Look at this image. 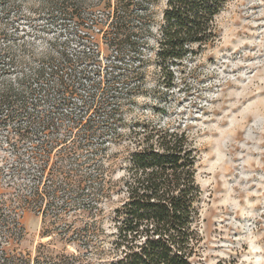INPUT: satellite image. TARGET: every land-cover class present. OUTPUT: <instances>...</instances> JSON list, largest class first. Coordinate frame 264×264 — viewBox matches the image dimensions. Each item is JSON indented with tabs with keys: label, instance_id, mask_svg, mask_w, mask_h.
I'll return each mask as SVG.
<instances>
[{
	"label": "rangeland",
	"instance_id": "rangeland-1",
	"mask_svg": "<svg viewBox=\"0 0 264 264\" xmlns=\"http://www.w3.org/2000/svg\"><path fill=\"white\" fill-rule=\"evenodd\" d=\"M108 2L114 6V0H0V94L28 102L41 98L38 94L31 99L29 91L36 85L32 74L38 64L53 56L76 58L94 51L90 59H82L68 70L63 79L66 90H52L37 110L29 106V112L62 118L61 129L35 136L32 132L38 126L29 123L27 114H19L7 124L0 122V193L2 200L12 199L4 203L9 207L3 206L0 214L8 217L9 225L17 222L9 233L0 223V244L5 234L11 239L10 261L0 252V264H13L12 260L34 264L41 244L47 254L66 251L80 255L81 264H105L114 255L107 244L102 246L104 254L92 255L89 246L73 240L77 233L70 232L66 240L43 233L62 231L72 223L77 227L86 219L98 221L99 230L108 235L112 210L125 195L102 201L92 218L71 208L62 228L48 220L43 224L45 201L27 204L24 211L16 206L20 196L48 185L55 205L48 209L47 217L54 222L57 208L71 198L66 191L54 195L60 179L50 177L51 170L62 165L67 170L74 167V159L61 157L60 146L63 141L71 145L73 135L79 133L76 127L70 131L71 117L100 126L112 117H121L125 126L118 131L125 137L131 136L130 128L137 122L187 130L198 149L196 179L202 191L197 221L200 242L192 259L198 264H264V0H230L216 19L219 38L174 67L172 79L153 61L149 47L143 68L130 74L138 62L128 58L122 68H112L115 52L97 51L96 42H90L98 29L90 39L79 37L86 32L78 28L73 9L91 23V7H104ZM165 7L166 0H153L150 5L153 34L149 46H156V25ZM96 13L101 16L103 12ZM103 135L93 140V148L109 137ZM42 139L49 141L45 152L33 147ZM125 146L124 142L112 144L107 151L100 145L103 149L98 154L121 156ZM31 150L42 153L38 164L30 161ZM90 155L84 151L81 160ZM41 165H45V175H41ZM84 170L90 172L87 166ZM117 172L116 178L124 173ZM80 203L70 200L73 206Z\"/></svg>",
	"mask_w": 264,
	"mask_h": 264
},
{
	"label": "trees",
	"instance_id": "trees-1",
	"mask_svg": "<svg viewBox=\"0 0 264 264\" xmlns=\"http://www.w3.org/2000/svg\"><path fill=\"white\" fill-rule=\"evenodd\" d=\"M229 1L166 0L162 18L156 25L154 47L148 45L149 37L153 34L149 12L153 0H114L113 7L111 2L100 8L92 6L89 11L91 23L76 9H73L72 17L77 19L78 28L86 32L79 35L81 38H89L98 29L94 40L89 38L90 42H96L97 51L104 49L107 53L115 52L112 68H122L121 64H127L130 58L133 62H138L130 74H138L147 61L145 49L149 47L154 55L153 61L161 71H168L172 79L174 67L188 57L198 55L219 38L216 19ZM97 10L103 12L101 16L96 13ZM91 54L87 52L76 58L67 54L62 57L53 56L38 64L32 74L33 83L36 85H31L29 91L31 99L38 94H42V97L28 102L22 99L13 100L7 93L0 94V122L7 124L15 120L17 115L27 114L29 123L38 126L32 132L35 136L39 133L47 136L61 129L62 118L35 113V110L52 90H66L63 79L68 75V70H72L82 59H90ZM29 106L35 110L29 112ZM105 122H109L108 128ZM123 122L121 117H112L111 121H104V125L100 126L70 118V131L76 127L79 128V133L73 135L74 141L71 145H66V141H63L60 146L61 157L64 160L74 159V167L67 170L62 165L55 171L51 170L50 177L60 179V185L54 188V195L66 191L71 198L63 201L57 208L53 215L54 222L47 217L50 215L48 209H53L55 205L48 185L44 189L37 186L29 195L20 196L16 206L24 211L27 204L30 207L33 203L37 205L45 201L47 210L42 214L43 224L48 220L62 228L66 226V213L71 208L76 207L75 210L91 217L102 201L115 194H123L125 198L112 210V230L108 235L99 230L101 224L98 221L85 219L77 227L72 223L62 231L46 230L43 236L59 235L61 240H66L70 232L77 233V238L73 240H77L80 246H89L94 256L104 254L105 247L102 249V246L107 244L114 255L105 264H198L192 259L200 242L197 221L202 191L196 179L198 149L187 130L179 126L166 127L162 123L151 125L137 122L130 128L131 136L125 137L118 131L119 128H124ZM103 134L109 137L93 148V140L102 138ZM48 142V139H42L41 144L33 147L45 152ZM123 142L126 146L121 156L108 155L107 152L98 154L103 147L108 151L110 145H121ZM84 151L91 155L82 161L81 155ZM41 155L37 150L28 151L29 159L33 163L37 160L38 164L42 160L39 157ZM41 166V175H45V165ZM84 166L90 172L84 170ZM119 169L124 173L116 178ZM52 183L55 184L54 179ZM9 198L2 200L0 193V211L4 210L3 206L9 207L4 204L12 200ZM74 199L82 203L73 206L70 200ZM7 218L0 214L1 226L9 233L10 226L17 228V222L14 220L9 225ZM5 235L0 244V252L6 261H10L11 249L8 244H11V239L9 235ZM43 246L45 247L44 244L40 245L41 249ZM40 247L34 264L82 262L80 255L68 254L66 251H58L56 255L47 254ZM12 262L18 264L17 261Z\"/></svg>",
	"mask_w": 264,
	"mask_h": 264
}]
</instances>
